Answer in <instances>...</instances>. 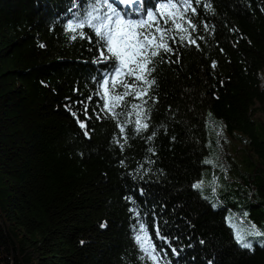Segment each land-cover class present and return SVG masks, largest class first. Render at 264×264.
Here are the masks:
<instances>
[{
    "label": "trees",
    "instance_id": "obj_1",
    "mask_svg": "<svg viewBox=\"0 0 264 264\" xmlns=\"http://www.w3.org/2000/svg\"><path fill=\"white\" fill-rule=\"evenodd\" d=\"M132 1L0 0V264H264L194 187L211 149L240 169L223 130L264 160V0ZM113 10L171 51L116 78ZM247 172L240 202L264 197Z\"/></svg>",
    "mask_w": 264,
    "mask_h": 264
},
{
    "label": "rangeland",
    "instance_id": "obj_2",
    "mask_svg": "<svg viewBox=\"0 0 264 264\" xmlns=\"http://www.w3.org/2000/svg\"><path fill=\"white\" fill-rule=\"evenodd\" d=\"M121 1L128 5H130V2L131 5L134 4L132 3V0ZM161 11H165L164 13H171V15L173 13V9L170 7L168 9L160 10V14L162 13ZM126 66L120 68V73L115 74L116 78L121 77L123 73L122 68H125ZM261 77L262 79H264V71L261 72ZM259 106L264 109V105ZM260 114L261 116H264V112H261ZM222 133L225 134L228 139L230 157L232 158V160H234V163L236 165H239V170L248 171V175L255 176L256 179H258L260 182H263L264 184V160L260 159L256 155H253L252 158L256 163L255 166H257L258 168L255 166L253 167L250 164L249 159H247V161L245 159L249 157L243 155L244 159H241L240 151L242 150V144L237 139L228 135L224 130ZM204 161L205 163L206 161H210V163H206L210 166L204 170L201 179L197 180L194 184H200L201 187H195V189H197L206 200L212 203V205L216 209L225 206L228 207V210L225 214L226 224L230 227L233 235L235 236V239L239 234L244 237L246 242H251V248L247 249H252L256 245H264V221L262 222V224L256 223L253 218H251V209L249 208V205L251 204L260 203V201L264 199V197L262 198L260 192L256 190L255 195H257V197H254L252 193V199H250V194H247L248 197L245 198H248L247 201L240 202L238 200L239 198L235 196V192L226 193L230 190V187H232V191L236 186H247L245 182H243L242 184L237 183L239 179V170L235 167H232V165H227V163H229L228 161L225 162V160H220L219 153L218 151H216V149H211L209 154L205 157ZM3 186L6 187L7 185L3 184ZM253 231L260 233V235H253ZM240 247L242 246L240 245Z\"/></svg>",
    "mask_w": 264,
    "mask_h": 264
},
{
    "label": "snow or ice",
    "instance_id": "obj_3",
    "mask_svg": "<svg viewBox=\"0 0 264 264\" xmlns=\"http://www.w3.org/2000/svg\"><path fill=\"white\" fill-rule=\"evenodd\" d=\"M109 7H111L109 5ZM162 9H168L171 7L172 9H175L177 6L175 4H165L160 5ZM195 11V9H193ZM113 15L116 16L115 20L112 19L111 16L105 17V20L107 23H102L99 26L95 27V33L99 37L100 41L104 42V46L107 48V52L111 54V57H106L104 55V52L101 51V57L107 61L108 59H114L118 60L120 62L121 67L126 66L127 64H135L136 68H141L142 65L150 64L152 61L151 59L146 55V51L148 49H153L151 51V56L155 57L159 55V52L155 50L158 47H163L164 51H171L170 48H168L163 43L156 45L153 43L155 40V37L152 36L151 39H149V34L144 33L143 31H136L137 28L141 27L144 24V21L142 20H132V19H124L123 17L119 16L115 13V10H113ZM148 17L151 19L153 17L152 12L147 13ZM161 15L170 16L171 13H164L162 12ZM89 16H91V13H89ZM168 20H165V23H167ZM90 23V21H89ZM84 24L80 23L77 25L69 24L68 29L70 32H75L77 28H83ZM177 28L180 26L177 24ZM156 32H160V40L163 41V35L164 32L160 28H156ZM81 36H83V33H80ZM70 39L75 40L77 37L75 35H72ZM192 43H195V41H192ZM43 47V45H41ZM137 58H140L139 60ZM213 67H215V64L213 63ZM120 67L115 68V72L117 74L120 73ZM150 73L151 69H146ZM129 75L132 74V71L130 70ZM138 79H143L144 77H137ZM108 81L105 80V83ZM151 83H154L152 81ZM114 86V85H113ZM75 115V114H74ZM81 127H85L84 124H81ZM144 128L147 127V125H143ZM206 163H210V161H206ZM194 187L200 188V184L194 185ZM137 216H139V213H136ZM140 232H144L145 229L143 225L139 228ZM253 235H260V233L253 231ZM147 236L145 235L143 238L138 234L136 236V240L138 243L143 244L144 240H147ZM237 242L244 248H251V242H246L244 237L241 235H237L236 237Z\"/></svg>",
    "mask_w": 264,
    "mask_h": 264
}]
</instances>
